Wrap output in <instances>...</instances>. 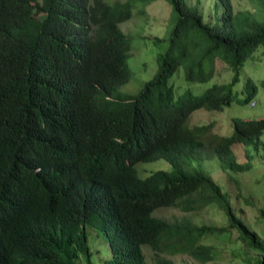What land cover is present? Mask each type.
Listing matches in <instances>:
<instances>
[{
  "label": "trees",
  "instance_id": "trees-1",
  "mask_svg": "<svg viewBox=\"0 0 264 264\" xmlns=\"http://www.w3.org/2000/svg\"><path fill=\"white\" fill-rule=\"evenodd\" d=\"M134 1L143 13L152 0H0V264H93L86 226L100 231L112 253L99 264H148L143 244L153 264H173L167 256L175 253L205 262L214 256L206 239L232 229L243 251L255 253L247 262L264 264V238L197 163L215 157L241 196L231 172L250 167L248 145L261 147L264 157V114L230 117L227 134L211 132L212 122L186 124L193 109L250 101L255 81L244 78L242 97L223 82L175 96L169 81L182 62L186 80H206L215 58L235 79L255 49L264 55V0H253V12L217 0L221 12L211 23L196 2L167 0L175 19L166 47L130 95L120 85L139 36L119 22ZM234 142L243 147L242 161ZM159 157L169 169L136 174L135 162ZM207 204L223 211L224 224L153 214L162 206L188 211ZM258 214L264 217V207Z\"/></svg>",
  "mask_w": 264,
  "mask_h": 264
},
{
  "label": "rangeland",
  "instance_id": "rangeland-1",
  "mask_svg": "<svg viewBox=\"0 0 264 264\" xmlns=\"http://www.w3.org/2000/svg\"><path fill=\"white\" fill-rule=\"evenodd\" d=\"M105 1L112 2L115 0ZM187 1L190 3L196 2L202 13V19L210 23L216 20L221 12V6L217 0ZM231 2L234 10L253 12L256 9L253 0H231ZM140 6L139 1H134L131 15L119 22V27L123 32L139 36L133 41L132 47L126 54V65L130 71L129 78L120 85V90L130 95L135 94L144 81L156 70L158 54L163 52L166 47V40L175 19L167 0L150 1L144 5L143 13L138 12ZM155 38L159 40H155ZM201 47L203 48V45L190 48L185 61L198 55ZM257 49L238 67L235 79H233V71L219 58L214 60L212 76L202 81L186 80L184 78L183 62L178 65L169 78L175 96L184 90L197 94L211 83L223 82L230 84L232 90L237 91V96L242 97L239 90L244 78L249 76L256 83V91L250 101L231 100L219 110L203 107L193 109L186 120L188 126L212 122L211 132L227 134L230 131V117L254 118L264 114V87L259 84V81L264 79V55L260 54V51L257 52ZM260 139L264 143V130L260 134ZM247 148L251 154L250 167L242 171L231 172L238 180L241 196L237 195L234 184L229 179L228 174L219 167L215 157L202 159L197 163L225 191L235 212L244 219L249 227L264 238V217L258 214V209L264 207V157L261 147L255 149L252 145H248ZM231 149L238 161L244 160L245 155L240 143H232ZM169 167V162L161 157L139 160L134 163L135 172L140 177L145 176L152 170L169 169ZM153 214L168 220L188 219L198 224L221 225L225 223L223 211L215 204H207L197 210L188 211H182L175 206H162L154 209ZM86 231L92 262L93 264H99L103 259L109 258L112 253L103 237L96 233V231L100 233L99 230L86 226ZM206 242L213 245L214 256L205 262H199L184 253H175L167 257L172 259L173 264H249L247 257L255 256V253L243 251L236 239L234 229L228 234L211 235L206 239ZM141 248L145 254L146 262L153 264L155 255L150 247L143 244Z\"/></svg>",
  "mask_w": 264,
  "mask_h": 264
}]
</instances>
